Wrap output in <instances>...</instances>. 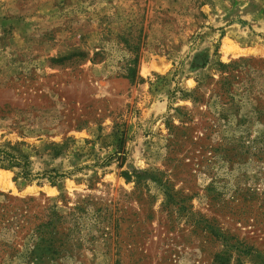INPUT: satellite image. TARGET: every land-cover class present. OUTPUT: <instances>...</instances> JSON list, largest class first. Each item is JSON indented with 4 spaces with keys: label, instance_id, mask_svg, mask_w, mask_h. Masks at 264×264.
Instances as JSON below:
<instances>
[{
    "label": "rangeland",
    "instance_id": "rangeland-1",
    "mask_svg": "<svg viewBox=\"0 0 264 264\" xmlns=\"http://www.w3.org/2000/svg\"><path fill=\"white\" fill-rule=\"evenodd\" d=\"M0 149V264H264V0H0Z\"/></svg>",
    "mask_w": 264,
    "mask_h": 264
},
{
    "label": "trees",
    "instance_id": "trees-1",
    "mask_svg": "<svg viewBox=\"0 0 264 264\" xmlns=\"http://www.w3.org/2000/svg\"><path fill=\"white\" fill-rule=\"evenodd\" d=\"M8 152L0 149V165L5 167L20 166L21 163L18 160H14L8 157ZM23 166V165H22ZM27 171H23L26 174Z\"/></svg>",
    "mask_w": 264,
    "mask_h": 264
},
{
    "label": "bare ground",
    "instance_id": "bare-ground-1",
    "mask_svg": "<svg viewBox=\"0 0 264 264\" xmlns=\"http://www.w3.org/2000/svg\"><path fill=\"white\" fill-rule=\"evenodd\" d=\"M5 172H6V171H5ZM4 177H5V176H4ZM3 179H4V178H3ZM3 179H2V180H3ZM7 183H8V182H7ZM3 186H4V185H3Z\"/></svg>",
    "mask_w": 264,
    "mask_h": 264
}]
</instances>
